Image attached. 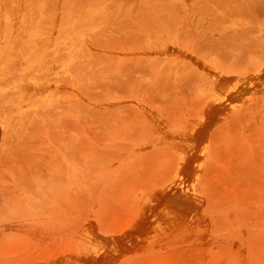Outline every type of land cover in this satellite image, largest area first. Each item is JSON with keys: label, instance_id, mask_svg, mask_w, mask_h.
I'll return each mask as SVG.
<instances>
[{"label": "rangeland", "instance_id": "1", "mask_svg": "<svg viewBox=\"0 0 264 264\" xmlns=\"http://www.w3.org/2000/svg\"><path fill=\"white\" fill-rule=\"evenodd\" d=\"M0 46V264H264V0H0Z\"/></svg>", "mask_w": 264, "mask_h": 264}, {"label": "bare ground", "instance_id": "2", "mask_svg": "<svg viewBox=\"0 0 264 264\" xmlns=\"http://www.w3.org/2000/svg\"><path fill=\"white\" fill-rule=\"evenodd\" d=\"M38 38L40 39L37 41L46 42V32H43L42 30ZM16 43H20V41H16ZM1 48L0 59L6 63L13 62L12 60L14 59L15 53L13 54L10 49L9 51H4ZM8 72L9 70L5 68L0 70L1 75H6ZM15 87L17 88V92L21 95L35 92L41 97L46 98L51 94L50 89L46 84L22 83L15 85ZM201 153L202 151L189 144L179 150V172L170 179L165 186L168 201L160 203L155 202L154 206L156 207V211L151 215L152 220L155 223H158V225L176 215L177 211L174 207V202L177 203L179 200L189 202L194 198L197 191V164ZM98 246H101V244L96 242V249L99 248Z\"/></svg>", "mask_w": 264, "mask_h": 264}]
</instances>
